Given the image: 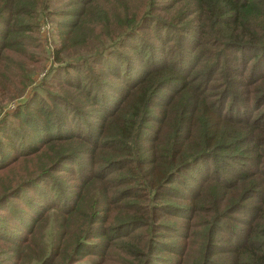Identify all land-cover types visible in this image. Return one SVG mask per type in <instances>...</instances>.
<instances>
[{"label":"trees","instance_id":"obj_1","mask_svg":"<svg viewBox=\"0 0 264 264\" xmlns=\"http://www.w3.org/2000/svg\"><path fill=\"white\" fill-rule=\"evenodd\" d=\"M0 264H264V0H0Z\"/></svg>","mask_w":264,"mask_h":264},{"label":"rangeland","instance_id":"obj_2","mask_svg":"<svg viewBox=\"0 0 264 264\" xmlns=\"http://www.w3.org/2000/svg\"><path fill=\"white\" fill-rule=\"evenodd\" d=\"M39 37H40V42L42 44V46L44 47V49H46V56L47 54L50 55L49 51H51L52 49V40L53 37L51 35L50 32V25L48 20H46V18H42V20H40V26H39ZM51 59L50 56H48L47 60L44 62V68L42 70H37L36 72H34L31 75V80L32 83L29 84V88L31 89L33 86H35L43 77V74L45 73V70L51 66ZM27 91L25 92L26 95ZM25 95L21 96V97H17L12 101H9L5 104L4 106V110H10L12 109L14 106H16L17 104L21 103L24 100V97H26Z\"/></svg>","mask_w":264,"mask_h":264}]
</instances>
